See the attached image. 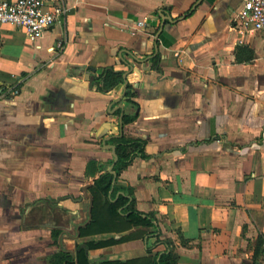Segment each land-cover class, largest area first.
Instances as JSON below:
<instances>
[{
    "label": "crops",
    "instance_id": "1",
    "mask_svg": "<svg viewBox=\"0 0 264 264\" xmlns=\"http://www.w3.org/2000/svg\"><path fill=\"white\" fill-rule=\"evenodd\" d=\"M59 3L67 13L35 42L0 25V264L59 252L76 264L86 243H106L89 264L124 262L168 252L165 241L177 264H250L264 237V38L240 33L242 0ZM107 70L123 81L103 92L94 79ZM122 135L145 156L112 185L132 196L111 202L133 199L155 227L81 237L86 166L107 172Z\"/></svg>",
    "mask_w": 264,
    "mask_h": 264
},
{
    "label": "trees",
    "instance_id": "2",
    "mask_svg": "<svg viewBox=\"0 0 264 264\" xmlns=\"http://www.w3.org/2000/svg\"><path fill=\"white\" fill-rule=\"evenodd\" d=\"M157 59L152 60L154 68L157 66ZM157 69V68H156ZM95 84L98 89L103 92H108L120 85L123 81L122 73L107 70L102 72L95 79ZM126 96L132 97L131 88L127 86ZM134 120V117L123 118V124H128ZM115 145V152L117 155V162L113 167L116 174L115 182L119 180L120 173L127 168V166L136 157L144 158L145 142L138 139L126 138L120 136L113 140ZM106 164L91 161L86 166V176L93 178V184L89 189L92 196V211L91 221L84 227L78 229L81 237L91 236L101 233H122L131 230L132 228H153L156 221L153 214H144L134 209V200L129 201L127 197L118 196L115 198L117 191H122L132 196L130 188H122L114 186L112 189V176L106 172ZM111 191V192H110ZM121 209V212L118 210ZM133 239V235L123 237L121 242H126ZM182 244L184 239L180 237ZM156 242L160 241L157 239ZM168 252L162 254H155L149 258L131 260V261H101L98 264H177V256L174 254L173 245L170 242H164ZM106 243H86L76 246L75 261L76 264H89L86 259V251L102 247ZM252 259L250 264H264V237L258 235L254 244L251 245ZM72 257L67 253L59 252L50 260L51 264L69 263Z\"/></svg>",
    "mask_w": 264,
    "mask_h": 264
},
{
    "label": "built area",
    "instance_id": "3",
    "mask_svg": "<svg viewBox=\"0 0 264 264\" xmlns=\"http://www.w3.org/2000/svg\"><path fill=\"white\" fill-rule=\"evenodd\" d=\"M66 13L59 0H0V25L22 29L30 42L40 39ZM235 21L242 35L256 32L264 38V0H242ZM141 26L143 22L137 24ZM61 48L62 43L57 42L51 51ZM18 94L16 85L8 96L14 98Z\"/></svg>",
    "mask_w": 264,
    "mask_h": 264
},
{
    "label": "water",
    "instance_id": "4",
    "mask_svg": "<svg viewBox=\"0 0 264 264\" xmlns=\"http://www.w3.org/2000/svg\"><path fill=\"white\" fill-rule=\"evenodd\" d=\"M166 20H168V18ZM171 22H173V21H171ZM163 27L164 26H163V21H162V24L160 25L159 31H161ZM87 80H88V75L85 76V81H87ZM124 82H125V80H124ZM109 150L112 151L111 155H112L113 161L109 165L107 172H108L109 175L112 176V185H113L114 180L116 178V174L113 171V167H114L115 163L117 162V155L115 153V148L113 146H111ZM90 186H91L90 184H86V185H84L82 187L81 192H80L81 195H80V198L78 199V201L88 200V204H89L88 205V210H87L88 219L83 225H86L87 223H89L91 221V218H92V215H91V211H92V196L89 193H87Z\"/></svg>",
    "mask_w": 264,
    "mask_h": 264
}]
</instances>
